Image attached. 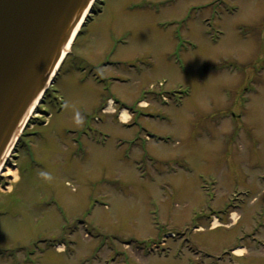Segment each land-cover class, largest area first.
<instances>
[{
    "label": "rangeland",
    "instance_id": "rangeland-1",
    "mask_svg": "<svg viewBox=\"0 0 264 264\" xmlns=\"http://www.w3.org/2000/svg\"><path fill=\"white\" fill-rule=\"evenodd\" d=\"M90 2L0 171V264H264V0Z\"/></svg>",
    "mask_w": 264,
    "mask_h": 264
},
{
    "label": "water",
    "instance_id": "water-1",
    "mask_svg": "<svg viewBox=\"0 0 264 264\" xmlns=\"http://www.w3.org/2000/svg\"><path fill=\"white\" fill-rule=\"evenodd\" d=\"M91 0H0V163Z\"/></svg>",
    "mask_w": 264,
    "mask_h": 264
},
{
    "label": "bare ground",
    "instance_id": "bare-ground-1",
    "mask_svg": "<svg viewBox=\"0 0 264 264\" xmlns=\"http://www.w3.org/2000/svg\"><path fill=\"white\" fill-rule=\"evenodd\" d=\"M89 9H90V7L87 9V11H86L85 13H88V12H89V11H88ZM83 15H84V14H83ZM79 24H80V23H79ZM79 24L77 25L76 29H79ZM74 35H75V32L73 33V37H74ZM70 44H71V40H70V41L68 42V44L66 45L65 49H63V50H64V54H65L66 50H68V49L70 48ZM43 96H44V98H45V97H46V94H44ZM139 103H140V105H142V106H146V105H147V101H146L145 99L140 100ZM36 104H37V100H36V101L33 103V105L31 106V108H30L29 112L27 113V115H26V117H25L23 123H22L21 126H20L21 128L27 123L28 119L30 118V114L33 113V112H35L34 107L36 106ZM113 105H114V103H112V100H110L109 103H108V105H107L108 111H113ZM121 116H122L123 120H127L128 116H129V113H128V110H127L126 108H124V109L122 110ZM19 131H20V129H19ZM18 134H19V132H18ZM18 134H17V136H18ZM17 136L15 137V139H17ZM15 139H14V141H15ZM17 140H18V139H17ZM11 153H12V146L9 147V149H8L7 152H6V154L3 156V159H2V161H1V163H0V171L2 170V167H3V168L5 167V166H4L5 160H6L7 158H9V156H10ZM4 174H6V175H12V176L15 177V178H18V177H19V174H18L17 170L12 169V168H10V169L4 171ZM239 217H240V215L238 214L237 211H233V212L231 213V218H232L235 222L238 220ZM235 222H234V223H235ZM212 224H213L214 227H217V226H219V225H222V224H221V221H220L218 218H215V219L213 220ZM228 226H230V225H228ZM60 248H61V245H60ZM241 248H243V247H241V246H240V247H235L234 250L231 249L230 252H228V253H232V254H233L234 252H236L237 254L241 255V254L243 253V249H241ZM233 251H234V252H233Z\"/></svg>",
    "mask_w": 264,
    "mask_h": 264
},
{
    "label": "clouds",
    "instance_id": "clouds-1",
    "mask_svg": "<svg viewBox=\"0 0 264 264\" xmlns=\"http://www.w3.org/2000/svg\"><path fill=\"white\" fill-rule=\"evenodd\" d=\"M76 118H77V121H79L81 119V116H80L79 111L76 112ZM42 175L50 178V175L51 174L50 173H47V172H44V173H42Z\"/></svg>",
    "mask_w": 264,
    "mask_h": 264
}]
</instances>
